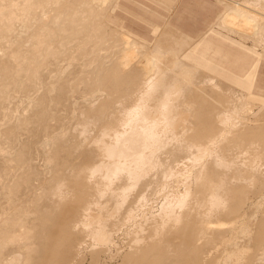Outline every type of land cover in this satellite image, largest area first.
<instances>
[{"label":"bare ground","instance_id":"1","mask_svg":"<svg viewBox=\"0 0 264 264\" xmlns=\"http://www.w3.org/2000/svg\"><path fill=\"white\" fill-rule=\"evenodd\" d=\"M109 1L0 0V264H83L76 257L88 238L89 264H98L122 229L133 242L113 264H264V121L249 117L252 104L234 106L230 96L195 86L200 71L180 58L187 37H158L147 48L124 34L106 36ZM262 3H224L222 27L264 37ZM59 58L82 59L87 75L74 79L89 88L81 110L72 104V120L81 118V132L100 128L78 156L96 159L79 170L76 144H67L71 125L60 122L56 132L44 125L49 103L68 87L40 82ZM53 87L55 97L45 93ZM32 126L44 130L35 132L43 135L37 147L48 187L34 185L30 137L20 141ZM151 197L163 202L156 213ZM247 209L262 213L254 226Z\"/></svg>","mask_w":264,"mask_h":264},{"label":"rangeland","instance_id":"2","mask_svg":"<svg viewBox=\"0 0 264 264\" xmlns=\"http://www.w3.org/2000/svg\"><path fill=\"white\" fill-rule=\"evenodd\" d=\"M219 1L218 0H176V1H174V3L171 6V5L166 4L165 2H163L162 0H114V1L110 0L109 2H111V4L108 3V6H107V4H104V6L102 7L104 9V11L106 12L105 13L106 15L104 14L105 16H104V19H103L104 25H105V29H104L105 30V34H106V36L109 35L110 38H112V37H114V38L118 37L119 38L120 37L119 35H121L123 33V31L129 30V31L141 36L142 38H144L147 41V43H148L145 47L150 48L153 45V43L155 42L154 40L157 39L158 37L161 38L162 41H163V39L165 41H167V40L170 41L171 39L177 37L176 35H174V33H171V31H169V28L165 27V24H174V25H177V26H179V27H181V28H183L185 30H188V31H190L192 33H197L199 31H201L206 26L208 21L211 20L214 17V15H216L221 10L223 11L225 9V4L224 3L230 4L226 0H219ZM262 4H264V3H262ZM155 24L159 25V28L156 29L158 32H160L158 36L153 34V28H154ZM214 26H217V23H215ZM249 30L252 31V29H249ZM107 32H109V33L111 32V34H109ZM225 33L227 35H229V36H232V37L236 38V39H240V40H242L244 42H247L248 46L252 45L255 49L259 50L257 42L253 41V39H251L250 37H247L245 35L243 36V34L235 33V32L234 33L225 32ZM161 34H163V35H161ZM110 35H113V36H110ZM210 38L214 39L213 37H210ZM257 39L261 40L262 42L264 41V37H260V38H257ZM257 39H255V40L258 41ZM227 41L228 40L226 39L225 41H222V43H221L222 44V49H223L222 52L226 56L225 59H224V66H226V68L230 69L233 72H236V73L240 72V69L242 68L241 66L245 62H249L251 57H249L248 53H247V55H244L243 53L240 54V52L237 49V47L236 48H232L233 46H231L229 44V42H227ZM150 44H151V46H150ZM263 44H264V42H263ZM163 46H164V44H163ZM261 46L264 47V45H261ZM186 48H187V45L185 46V48L183 49V51L180 54V58L183 59L184 61H187V59L184 56V52H185ZM259 52H260L259 56L260 57H264L261 54V51H259ZM239 55H241V58L243 60L238 62ZM62 60H67V59L59 58L56 62L55 61H53V63L51 62L49 64V66H47L48 68L46 67L47 69L45 68L44 72H42V74L40 75V77H41L40 78V82L41 81L43 82L42 83V87L43 86L44 87H46V86L47 87H52L54 85V83L58 84V83H61L63 81H64L63 83H65V85L68 86L62 91L63 96H62V98L60 99L59 102L54 101V102H50L49 103L50 113H49V115L47 117V121H45L47 123H45L44 125L48 124L46 129L52 130L51 132H56L57 129H59V127L61 126L60 122H62V124L65 123V125L66 124L71 125L70 126L71 127L70 128L71 129V138L67 142V144H76V146L74 148V152H73L71 157L73 158V162L75 163V169L79 170L80 168L85 167V166H89L91 163H93L90 160L96 159L95 156L91 157V155L88 156V158H86L85 160L84 159H79L78 156H79V153L82 151V149L84 147H86V148L90 147L93 141H95V140L100 138V131H99L100 128H99L98 125L89 124L87 129H86V131L81 132V130H80L81 124H80V122H78V120H80L81 118L78 116L77 119L72 120L73 109H74L73 106L75 105V107L77 106L76 107L77 110H81L80 106L81 107L84 106L83 105L84 103H82L83 102L82 101L83 96L85 97L88 94L87 90H88L89 87L87 85H85L84 82L81 83L80 80H79L78 84L74 83L75 80H78V78L81 79V80L84 79V81L87 78V75H84L85 73L83 72L85 70H83V71L81 70V62H82L81 60L82 59H79V61L78 60L77 61L74 60V61H72V63H69V60H67V62L69 63V64L67 63L68 65L65 64L66 61L64 62ZM57 63H58V65H57ZM75 64H76V66L80 65L79 66L80 68L78 66L75 67ZM70 65H72V66H70ZM67 66H68V69H66ZM62 68H64V72H62L63 71ZM75 68H77V69H75ZM79 70H81L82 72L79 71ZM197 70H198L197 73L200 71L198 74L196 73L197 75H195V76H198L197 77L198 79L197 78H193L194 81H195V79L197 81V82H195L197 84V85H195L196 87H203L205 90H207V92H209V91H211V93L213 92V94L215 96H217V95H221L222 96L223 95L222 97H224V98H227L228 96H230V101L233 102L234 106H237L238 103H240V102L241 103L243 102V104L244 103L245 104L246 103L247 104L248 103H253L252 104L253 105L252 113L250 114L249 117H251L252 120H257V121H261V122L264 121V99L260 98V99H254V100L248 101V98L245 95V94H248L247 92L238 91L234 87H229V86L225 85L222 81H220V80L214 78L213 76L209 75L204 70H201L199 68H197ZM262 70H263V72L262 71L260 72V76H261L262 84L264 85V64H263ZM77 72H80L79 73L80 75H78ZM52 76H54V77H52ZM207 77L209 78V80H208ZM59 78H61L63 80L60 81L61 79H59ZM203 79L204 80L206 79L204 81L205 83H203V81H202ZM210 80L211 81L215 80V81H213V84H211L212 82L209 83ZM198 81H199L200 84L203 83V85H199ZM206 81L207 82L209 81V82L207 83ZM69 83L70 84L74 83L75 87H78V86L79 87L76 90H73L72 89L73 87H71ZM215 85H217V86H215ZM214 86L216 88L220 87V88H218V91L220 90L219 93H216V92H218L217 89L213 90V88H215ZM29 87H32V86H29ZM209 88H210V90H209ZM71 90H73V91H71ZM30 91L29 92L31 94H33V89L30 90ZM214 91H215V93H214ZM45 93L50 95V96H52V97H55L59 93V91L56 90V87H53L51 90H48ZM100 97H102V96H100ZM240 97L243 100H240ZM18 98L20 99L21 96L19 95ZM24 99L25 98H23V96H22L21 100H19L20 102H17L18 99L16 98V103H18V104L22 103L24 101ZM97 101L98 100H95L91 105L94 106V104ZM23 103H22V107L26 108L27 106H24L25 104L23 105ZM72 104H73V106H72ZM239 105H241V104H239ZM22 107L20 106V110H21ZM23 108H22L21 111L24 110ZM25 110L26 111L29 110L27 113H30V109L28 107ZM78 113H79V111H78ZM251 123H254V122L252 121ZM49 124H50V126H49ZM59 124H60V126H58ZM54 126H55V128H54ZM56 126H57V128H56ZM41 128L42 127H40V129ZM53 128H54V130H53ZM31 129L34 131V132L32 131L33 134L31 133ZM31 129H29L30 131H23V134H21L22 137L19 136L20 137V141H21V139L23 140V138H24L25 141H28L30 139V141H28L30 143V146H31V148L29 150V154H30L31 160H33L32 163H34L35 173H36V170H37V173H38V174H36L37 178L34 180V183H35L34 185L35 186H37V185L46 186L47 185V187H48L49 186L48 183L46 184L45 180L42 179V178H45L44 177L45 175H47L45 173H42V171L45 172L44 171V166H43L44 162H41V160H43L44 158L41 159V155L42 154L38 153V152L42 151L41 146L39 144V143L42 144V142H38V140L39 141L43 140L42 139L43 135H41L42 137H40V135H38V133L42 134L44 130L42 128L41 129L42 131H41L39 129V127H37V126H35V129L32 126ZM36 129H39V132ZM44 129H45V126H44ZM35 131L38 132V133H36ZM24 132H25V135H24ZM31 134H32V136H31ZM18 141H19V139H18ZM37 146L41 150L38 149ZM38 157H40V158H38ZM38 170H40V171H38ZM67 170L65 172H67ZM178 187H179V188H177L178 190L182 189L181 185H179ZM46 190H47V188H46ZM48 191H49V188H48ZM133 192L134 191H132V193L130 195H132ZM43 198L46 199V197L44 195H43ZM151 199H153V198L151 197ZM154 199L151 200L150 202H153L154 205L156 204L157 207L153 206L152 205L153 203L151 204L150 202H149V205L151 204L153 206L152 207V211H153V213H156L158 208L160 207V205L163 202L160 199H157V200H156V198H154ZM102 200L104 202L103 198H102ZM158 200H159V203H161V204L157 203ZM108 201H106V202H108ZM110 201L108 202L109 204H107V205L109 206V205L112 204L114 206V204H113L114 202L111 203ZM103 205H106V204H103ZM109 207H112V206H109ZM251 210L252 209H250V210L247 209V211H246L247 218H249V216H250L251 224L255 223V221H257V223H258V220H260V217L262 216V213L260 214V211H259V213L255 212V214L258 215V217H257L255 214L251 215L253 213V211H251ZM104 214H105V212H104ZM248 214H249V216H248ZM259 215H260V217H259ZM251 216H252V218H251ZM254 216L257 217V220H256V217H254ZM251 220H254V221H251ZM257 223H256V225H257ZM252 225L254 226L255 224H252ZM252 228H254V227H252ZM122 230H124V229H122ZM122 230L119 231L120 233L115 234V242L119 239V241L116 243L117 246L119 245L118 248H116L117 247L116 244H115L114 247L111 246V249L109 247V250H108V248H106L105 249L106 252L104 251L105 253L104 252L102 253V255L100 256V259H99L100 261L98 262V264H107V263L108 264H113V262L116 263V262H118V260L121 259L120 257L122 256V254L124 252L126 253V249L128 250V248L130 247V245H131V243L133 241L131 240L130 235L127 236L128 240H127V238L124 239V236L126 237V232H125V230L124 231H122ZM252 230H255V228L252 229ZM123 232H125V233H123ZM121 233H122V235H121ZM254 233L252 235H254ZM123 234H125V235H123ZM116 236H118L119 238L118 237L116 238ZM87 238L88 237H86L85 240ZM91 240L92 239L88 238L84 242V244L82 246V249H80V250H82V251H80L81 253H78V255H77L78 258L76 257V259H78V261H80L83 264H89L90 261L92 260L91 257H89L91 254L88 253V251H92L93 250L92 249L93 245H91L92 244ZM90 242H91V244H90L91 246L88 244ZM121 243L122 244L124 243V244L121 245ZM244 243H245V241H244ZM250 243L252 245L251 241L247 242L245 244H247L248 246H251ZM85 246H86V248H85ZM88 248H91L92 250H90ZM86 249H87V251H86ZM121 249H123V250H121ZM84 250H85V252H84ZM114 250H115V252H114ZM108 251L112 252V253L114 252L113 255H111L112 253L111 254L108 253ZM118 251L120 252L119 254H118ZM9 254L10 255H14V254H11V253H9ZM79 254H80V256H79ZM114 254H116V255H114ZM117 254H118L119 258L117 257ZM82 255L85 256V258L83 257L82 260H80L79 258L82 257ZM105 255H107V256H105ZM101 258H102V260H101ZM103 258H105V259H103ZM89 259H90V261H89ZM75 261H77V260L74 259V262ZM74 262H72V264Z\"/></svg>","mask_w":264,"mask_h":264},{"label":"crops","instance_id":"3","mask_svg":"<svg viewBox=\"0 0 264 264\" xmlns=\"http://www.w3.org/2000/svg\"><path fill=\"white\" fill-rule=\"evenodd\" d=\"M162 1L172 6L174 1L176 0H162ZM243 1L244 0H229L228 3H230V5H233V3H238ZM225 9L223 11L221 10L222 12L220 11L216 15H214V17L208 21L206 26L197 33H192L174 24H165V27L169 28V31H171L172 33L175 32L174 35L177 36L182 35L185 38L187 37L189 43L187 44L188 46L184 52V56L188 62L187 61L185 62H187L188 64L194 67L206 71L209 75L222 81L225 85L229 87H234L238 91L247 92L248 94L245 93L244 94L248 98V101L254 99H260V98L264 99V85L262 84V80L260 76V72L261 71L263 72L262 68L264 64V57L259 56L260 54L259 51H261V54L264 56V52H262L264 50H260V49H264L262 47L260 48L261 46L260 44L263 45V42L261 40L257 41L259 44V50H258L255 49L252 45L248 46L247 42H244L240 39H236L232 36L227 35L225 32H229V33H234V32L222 27V24L219 20L221 15L224 13ZM215 23H217V26H214ZM158 28L159 25L155 24L153 28L154 35L157 36L159 35L160 32L156 30ZM122 34L127 35L140 43L146 45L148 44L144 38L129 30L123 31ZM210 37H213L214 39ZM226 39L228 40L227 42H229V44L233 46L232 48L237 47L240 54L243 53L244 55H247L248 53L249 57H251L249 62H245L241 66L242 68L240 69V72L237 73L233 72L230 69L226 68V66H224V59L226 56L222 52L223 49L221 43ZM241 60L243 59L241 58V55H239L238 62Z\"/></svg>","mask_w":264,"mask_h":264}]
</instances>
